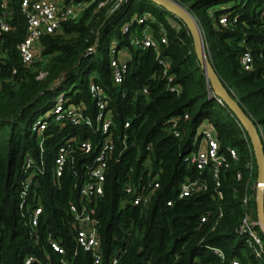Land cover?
Listing matches in <instances>:
<instances>
[{
    "label": "trees",
    "instance_id": "trees-1",
    "mask_svg": "<svg viewBox=\"0 0 264 264\" xmlns=\"http://www.w3.org/2000/svg\"><path fill=\"white\" fill-rule=\"evenodd\" d=\"M78 1L88 3L81 15L43 35L30 64L22 61L18 49L26 23L21 0H12L14 29L0 34V50L7 51L0 61V264H27L29 256L30 264H94L92 253L77 242L80 223L70 210L72 204L79 208L86 204L95 219L103 264L114 258L118 264H230L235 257L244 264H259L238 231L244 197L254 191L258 176L253 145L234 112L213 95L186 24L151 0H64ZM101 1L105 4L99 6ZM178 1L198 20L210 61L255 122L264 143V0ZM223 15L228 24L219 21ZM146 28L157 46L132 44L131 38L142 36ZM164 35L167 42H162ZM112 46L127 56L122 83L113 79ZM246 50L253 55L250 70L241 64ZM92 84L107 95L113 149L107 157L103 193L87 198L80 187L88 179L86 164L98 152L103 136L84 124L58 122L52 113L44 118L48 125L42 133L34 132L32 124L54 108L60 93H66L69 104L94 113ZM173 118H178L179 136ZM204 120L215 127L221 151L238 152V159L230 157L228 167L221 169L219 186L211 166L200 171L183 161L184 154L196 147L195 136ZM67 137H76L79 143L90 138L93 151L86 154L76 146L58 178L54 158ZM27 155L38 164L43 161L44 171L35 172L24 194ZM154 175L159 186L152 189ZM186 176L203 178L207 190L179 199V185ZM130 183L146 186L145 192L151 193L147 205L130 201L126 193ZM23 194L30 209L43 208L37 225L20 209ZM250 205L258 219L256 197ZM203 215L208 222L201 223ZM257 230L264 240L260 225ZM212 247L220 248L225 258Z\"/></svg>",
    "mask_w": 264,
    "mask_h": 264
},
{
    "label": "built area",
    "instance_id": "built-area-1",
    "mask_svg": "<svg viewBox=\"0 0 264 264\" xmlns=\"http://www.w3.org/2000/svg\"><path fill=\"white\" fill-rule=\"evenodd\" d=\"M105 4V1H101L99 6ZM120 4V3H119ZM116 5V8L119 6ZM88 3L85 1H78L70 4H60L54 0H21V9L25 15V36L18 44L19 54L22 61L26 64H30L34 61L36 56V48L43 35L48 33H55L59 30L62 22L78 18L83 10L87 7ZM12 16V0H0V34L2 32H8L14 29V25L11 22ZM262 16L264 17V8L262 10ZM143 21V19H140ZM219 21L223 24H228L227 16L223 15ZM127 30V28H125ZM132 44L139 47L157 46L158 41L155 39L153 33L146 28L143 35H134L131 38ZM162 42H167V38L164 35ZM122 49L117 50L115 47L110 50V65L113 71V79L116 83H122L127 70V56H121ZM7 56L6 50H0V61ZM241 64L245 69L253 68V55L250 50L244 51L241 56ZM167 72V67L165 69ZM44 76V73L40 74V77ZM170 83L172 78H169ZM171 90H176V86L170 85ZM147 92V89H143ZM92 97L96 100V108L94 113L88 112L81 105L69 104L66 98V93H60L55 102L52 115L55 116L56 121L64 122L69 120L74 125H87L94 129L95 132L100 133L103 136V142L100 144L98 152L91 159V162L86 164L88 179L84 181L80 187V193L82 196L91 198L103 193L104 182L106 179L105 170L107 168V157L112 151L111 141V126L113 115L110 109H108L107 95L102 89L95 85H91ZM218 100L223 103V100L217 97ZM50 116V115H49ZM187 117V115H186ZM45 118V117H44ZM38 119L32 124V130L34 132L42 133L47 125L46 119ZM172 126L176 136H179V131L176 129L178 125V118L171 120ZM125 126H130V120L125 122ZM195 148L184 154L183 161L188 166H193L196 169L203 171L208 166H211L214 178L217 181V186L220 185L219 176L220 171L224 167H228L229 158L234 160L238 159V152L235 148H229L228 153L221 151V142L217 135V131L213 124L204 120L198 127L197 134L195 136ZM44 139L41 140L40 146L43 151ZM76 146L84 153L91 154L93 151V142L90 138L79 143L76 141V137H67V139L60 145L54 158L53 170L56 177H61L67 167L71 155L76 151ZM250 170L254 168V162L251 160L248 162ZM146 167H150V163H146ZM44 162L41 164L31 156L25 157L24 163V194L26 189L32 184L34 174L37 170L44 171ZM151 173V171H149ZM241 173L238 177L241 178ZM158 175H154L149 183L152 188H157L159 183L157 182ZM208 184L203 178H191L186 176L185 179L179 185L177 197L183 199L192 196L198 192L207 190ZM146 186L144 184L130 183L126 187V193L130 196V201L135 205H147L151 199V193L145 192ZM153 189V188H152ZM254 191L250 195H246L243 200L244 215L241 219L239 226V234L246 237V241L256 257L260 259L259 264H264V240L257 230V226L260 225V220L254 218L253 208L250 205L252 198H258V183L255 182L253 186ZM23 194V195H24ZM221 195V193H220ZM168 205L173 204V200L167 201ZM20 209L23 212H28L30 215L31 224L37 225L43 208L41 205L29 208V203L24 195L20 203ZM71 212L74 214L75 220L80 223V227L77 233V242L81 248L85 251L91 252L94 257V264H103V254L101 250V241L98 236L96 227V221L93 219L90 210L86 204H82L79 208L76 204H72L70 207ZM222 212L219 217L222 216ZM209 221L207 215L201 217V223ZM262 228V226H261ZM263 230V229H262ZM52 246L63 252L61 246L55 242H51ZM213 251L225 258L224 252L218 247H212ZM33 260L32 256L26 258V263L30 264ZM119 259L114 258L111 264H118ZM230 264H244L242 260L235 257L231 260ZM252 264V263H248Z\"/></svg>",
    "mask_w": 264,
    "mask_h": 264
},
{
    "label": "water",
    "instance_id": "water-1",
    "mask_svg": "<svg viewBox=\"0 0 264 264\" xmlns=\"http://www.w3.org/2000/svg\"><path fill=\"white\" fill-rule=\"evenodd\" d=\"M160 6H163L169 12L177 16L183 21L190 31L196 54L204 69L205 75L210 87L213 89V95L221 98L225 104L234 112L240 123L247 131L255 152L258 176V198L257 210L262 229L264 231V143L260 137L258 128L252 118L244 111L238 100H236L228 91L218 73L216 72L212 62L208 57L205 46V39L200 24L194 14L188 7L180 3L178 0H151Z\"/></svg>",
    "mask_w": 264,
    "mask_h": 264
},
{
    "label": "rangeland",
    "instance_id": "rangeland-1",
    "mask_svg": "<svg viewBox=\"0 0 264 264\" xmlns=\"http://www.w3.org/2000/svg\"><path fill=\"white\" fill-rule=\"evenodd\" d=\"M60 1V0H59ZM114 45V44H113ZM113 47V46H112ZM123 52V51H122ZM123 54V53H122ZM121 54V55H122ZM52 111H53V108H51L50 110H48L46 113H44V114H41V115H39L38 117H37V119H43L44 117H48L51 113H52ZM36 119V120H37ZM243 251H244V249H243Z\"/></svg>",
    "mask_w": 264,
    "mask_h": 264
},
{
    "label": "crops",
    "instance_id": "crops-1",
    "mask_svg": "<svg viewBox=\"0 0 264 264\" xmlns=\"http://www.w3.org/2000/svg\"><path fill=\"white\" fill-rule=\"evenodd\" d=\"M54 1H56V2H58V3H60V4H63V5H65V2H64V0H54Z\"/></svg>",
    "mask_w": 264,
    "mask_h": 264
}]
</instances>
